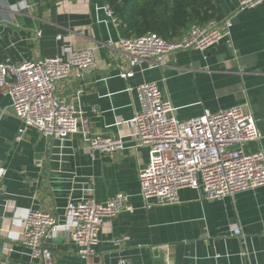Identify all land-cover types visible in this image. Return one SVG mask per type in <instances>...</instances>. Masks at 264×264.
<instances>
[{
    "label": "crops",
    "instance_id": "crops-1",
    "mask_svg": "<svg viewBox=\"0 0 264 264\" xmlns=\"http://www.w3.org/2000/svg\"><path fill=\"white\" fill-rule=\"evenodd\" d=\"M213 2L212 19H232L230 37L206 51L173 52L166 65L144 63L123 79L129 55L119 41L128 36L109 15L106 0H0V62L20 65L93 48L95 64L86 80L72 73L58 81L57 92L85 111L94 132L125 141L114 155H92L79 134L59 141L28 128L19 137L22 122L0 90V264L30 260L31 249L21 240L30 209L64 218L67 206L86 194L102 201L119 192L130 195L133 210L104 225L90 264L120 258L133 264H264V186L215 200L183 188L179 203L150 209L140 190L139 171L152 150L135 137L139 101L130 88L143 82H158L182 120L235 105L251 109L263 136L246 149L264 148V2L242 9L239 0ZM233 227L241 233L233 234ZM121 234L130 239L119 247L112 239ZM45 244L56 263L86 264L66 231Z\"/></svg>",
    "mask_w": 264,
    "mask_h": 264
},
{
    "label": "built area",
    "instance_id": "built-area-1",
    "mask_svg": "<svg viewBox=\"0 0 264 264\" xmlns=\"http://www.w3.org/2000/svg\"><path fill=\"white\" fill-rule=\"evenodd\" d=\"M263 2L239 0L241 9L254 8ZM108 13L121 23L111 8ZM232 27L229 17L223 24L216 19L192 23L174 40H167L156 32L122 37L119 46L129 55V64L121 70V77H134L144 63L166 65L168 56L176 51H206L230 37ZM36 34L41 37L42 32L39 30ZM94 64V49L90 47L72 50L65 58L26 60L20 65L9 59L1 61L0 90L9 95L13 112L22 122L19 137L28 128H34L59 141L79 134L92 155L95 152L114 155L122 150L125 144L122 137L94 132L85 111L57 92L58 81L74 73L77 81L82 82L87 78V69ZM132 89L139 101L132 119L135 137L152 150L147 165L139 171L145 208L179 203L183 188L196 189L203 198L215 200L264 186V148L246 149L248 142L260 141L263 136L251 109L235 105L217 112L205 110L198 117L182 120L158 82L146 81ZM2 112L5 114L7 110ZM131 210L130 195L124 192L102 201L92 193L86 194L67 206L66 218L30 209L21 236L23 244L31 249L27 264H65L56 263L52 250L45 244L63 231L78 247L86 264H90L101 242L104 225ZM240 233L239 227H233V234ZM129 239L128 235L121 234L112 243L120 247ZM116 264L133 262L120 258Z\"/></svg>",
    "mask_w": 264,
    "mask_h": 264
},
{
    "label": "trees",
    "instance_id": "trees-1",
    "mask_svg": "<svg viewBox=\"0 0 264 264\" xmlns=\"http://www.w3.org/2000/svg\"><path fill=\"white\" fill-rule=\"evenodd\" d=\"M127 36L156 32L172 40L190 24L215 16L213 0H106Z\"/></svg>",
    "mask_w": 264,
    "mask_h": 264
}]
</instances>
